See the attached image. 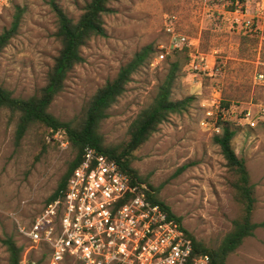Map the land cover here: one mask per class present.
I'll return each instance as SVG.
<instances>
[{"label": "rangeland", "instance_id": "obj_1", "mask_svg": "<svg viewBox=\"0 0 264 264\" xmlns=\"http://www.w3.org/2000/svg\"><path fill=\"white\" fill-rule=\"evenodd\" d=\"M51 1L0 0V33L22 10L18 32L0 52V84L14 96L28 97L45 84L59 49ZM54 1L76 20L89 0ZM109 6L106 35L82 47L83 62L69 71L49 111L61 120H75L95 90L135 52L151 44L155 56L163 45L164 58L132 76L102 121L105 143L127 138L130 124L151 103L169 62L180 57L187 63L178 72L172 96L192 97L190 105L171 114L134 151L132 166L196 240L216 248L241 212L232 176L212 142L222 112L235 130L233 149L244 159L255 189L252 220L264 221V0H111ZM168 28L186 37V50L170 47ZM17 122V114L0 111V264H7L1 242L6 236L30 249L35 264H47L46 248L27 240L19 227L28 226L44 208L75 151L64 133H51L41 124L31 125L17 139ZM227 264H264V227L246 237Z\"/></svg>", "mask_w": 264, "mask_h": 264}, {"label": "trees", "instance_id": "obj_2", "mask_svg": "<svg viewBox=\"0 0 264 264\" xmlns=\"http://www.w3.org/2000/svg\"><path fill=\"white\" fill-rule=\"evenodd\" d=\"M110 1L89 0L75 20L52 0L51 6L56 18L53 35L59 43V49L47 72L45 84L28 97L14 96L11 90L0 84V111L6 108L11 114H17V139L21 138L31 125L41 124L51 133H64L66 140L75 151L74 157L67 164L54 191L46 199V204L62 194L72 171L83 159L87 147L116 161L133 182L144 183L137 170L132 166L134 151L147 141L158 126L168 120L171 114L186 111L192 99V97L175 99L172 96V88L178 72L187 63V61L181 62L178 57L169 62L167 72L158 84L151 103L142 109L130 124L127 138L119 144L105 143L100 132V125L108 117L110 108L125 92L132 76L153 59L155 48L148 44L135 52L132 58L119 68L112 79L107 80L95 90L78 118L73 121H64L49 111L52 100L63 90L69 71L75 65L83 62L82 47L93 37L106 35L104 17L111 11ZM236 1L244 4V0H231V3L234 4ZM235 8L233 5L232 9ZM21 17L22 10L16 11L9 27L4 28L0 33V52L18 32ZM182 50H186V48L182 47V49H178V52ZM185 57L187 58L186 53ZM222 107L227 109L228 104H222ZM221 114L222 112L219 113L215 123V127L219 131L212 135V142L218 146L232 176L230 184L234 199L241 207V212L237 218L232 220L231 229L223 236L219 245L216 248H211L196 240L181 225L180 217L176 216L170 207L157 196L154 188L148 185L146 191L147 197L152 203L159 204L170 217H173L181 225L194 250L198 253L208 254L213 264H227L229 254L235 251L246 237L252 236L257 227H264V221L255 222L252 220L256 202L255 189L250 181L244 159L238 156L233 149L231 142L235 130L222 119ZM1 242L8 254L7 264H20L24 248L17 245L12 236L4 237Z\"/></svg>", "mask_w": 264, "mask_h": 264}, {"label": "built area", "instance_id": "obj_3", "mask_svg": "<svg viewBox=\"0 0 264 264\" xmlns=\"http://www.w3.org/2000/svg\"><path fill=\"white\" fill-rule=\"evenodd\" d=\"M167 30L170 47L181 49L186 37ZM165 53L159 46L150 64ZM147 190L116 161L87 147L62 194L19 230L46 248L47 264H213L208 254L194 250L181 225L148 199ZM29 251L24 249L20 264H35Z\"/></svg>", "mask_w": 264, "mask_h": 264}]
</instances>
